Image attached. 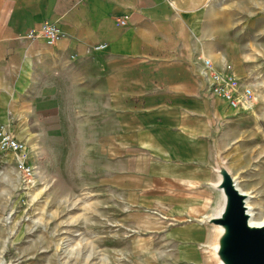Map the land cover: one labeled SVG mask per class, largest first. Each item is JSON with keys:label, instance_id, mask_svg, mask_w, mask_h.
I'll list each match as a JSON object with an SVG mask.
<instances>
[{"label": "crops", "instance_id": "crops-1", "mask_svg": "<svg viewBox=\"0 0 264 264\" xmlns=\"http://www.w3.org/2000/svg\"><path fill=\"white\" fill-rule=\"evenodd\" d=\"M200 7L0 0V129L20 140L29 130V143L46 151L60 141L61 170L77 155L78 176L109 201L198 224L219 201L209 187L218 181L215 149L225 159L224 141L246 145L234 137L239 125L224 140L233 109L204 74L213 61L224 65V49L214 48L211 13ZM46 22L61 30L53 46L30 37Z\"/></svg>", "mask_w": 264, "mask_h": 264}, {"label": "rangeland", "instance_id": "rangeland-1", "mask_svg": "<svg viewBox=\"0 0 264 264\" xmlns=\"http://www.w3.org/2000/svg\"><path fill=\"white\" fill-rule=\"evenodd\" d=\"M197 2L198 13H211L214 48L224 49V65L213 61L211 70L224 77V90L239 102L236 109L229 103L234 111L224 124V140L239 125L234 137L246 141H224V157L258 214L264 212V0ZM20 131L31 176L24 175L16 154L0 150V251L6 246L7 264H211L205 251L210 228L140 208L136 201L127 208L119 198L109 201L78 176L83 163L77 155L68 171L61 170L60 141L46 151L42 143H29V130ZM53 132L59 140L61 130Z\"/></svg>", "mask_w": 264, "mask_h": 264}, {"label": "water", "instance_id": "water-1", "mask_svg": "<svg viewBox=\"0 0 264 264\" xmlns=\"http://www.w3.org/2000/svg\"><path fill=\"white\" fill-rule=\"evenodd\" d=\"M215 164L218 181L209 187L219 194V201L209 215L198 220L211 230L206 254L211 264H264V223H252V195L240 188L239 178L218 147Z\"/></svg>", "mask_w": 264, "mask_h": 264}, {"label": "built area", "instance_id": "built-area-1", "mask_svg": "<svg viewBox=\"0 0 264 264\" xmlns=\"http://www.w3.org/2000/svg\"><path fill=\"white\" fill-rule=\"evenodd\" d=\"M125 22L122 21L121 24ZM43 36L48 45L53 46L61 39L60 28L51 22H46L40 32L34 31L31 33V38H38L39 34ZM205 77L209 79L211 83V91L214 95L224 99H228L232 108L236 109L239 102L234 100L230 92L224 90V77L214 73L212 70L206 69ZM0 150L4 152H12L16 154L18 158V164L26 177L31 176L34 173L33 167L30 165V155L27 145L18 139L14 133L8 128L0 129Z\"/></svg>", "mask_w": 264, "mask_h": 264}, {"label": "bare ground", "instance_id": "bare-ground-1", "mask_svg": "<svg viewBox=\"0 0 264 264\" xmlns=\"http://www.w3.org/2000/svg\"><path fill=\"white\" fill-rule=\"evenodd\" d=\"M225 100L228 101V99H225ZM249 206L251 208L250 213L252 214V223L253 224H263L264 223V212L263 211H260L258 214L255 213L253 211V207L251 206V201H249ZM261 207L264 209V207L262 205H261ZM1 236L3 237V233H1ZM5 249H6V246H4L3 250L0 251V264H7V262L4 261V259H3L4 258V251H5Z\"/></svg>", "mask_w": 264, "mask_h": 264}]
</instances>
